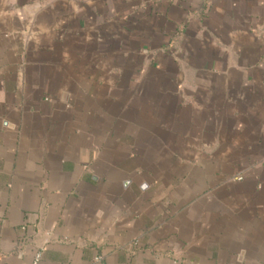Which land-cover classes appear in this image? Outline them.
I'll list each match as a JSON object with an SVG mask.
<instances>
[{"label": "crops", "instance_id": "1", "mask_svg": "<svg viewBox=\"0 0 264 264\" xmlns=\"http://www.w3.org/2000/svg\"><path fill=\"white\" fill-rule=\"evenodd\" d=\"M264 264V0H0V264Z\"/></svg>", "mask_w": 264, "mask_h": 264}, {"label": "built area", "instance_id": "2", "mask_svg": "<svg viewBox=\"0 0 264 264\" xmlns=\"http://www.w3.org/2000/svg\"><path fill=\"white\" fill-rule=\"evenodd\" d=\"M41 256H42V252L41 251L36 253L34 261H33V264H38L39 261L41 260Z\"/></svg>", "mask_w": 264, "mask_h": 264}]
</instances>
